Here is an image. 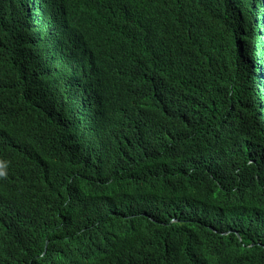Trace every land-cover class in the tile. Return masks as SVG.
I'll return each instance as SVG.
<instances>
[{
    "label": "trees",
    "instance_id": "trees-1",
    "mask_svg": "<svg viewBox=\"0 0 264 264\" xmlns=\"http://www.w3.org/2000/svg\"><path fill=\"white\" fill-rule=\"evenodd\" d=\"M1 15L19 23H0V131L20 138L3 82L36 66L60 131L68 112L92 132L0 150V194L25 215L0 213V264H264V0H0Z\"/></svg>",
    "mask_w": 264,
    "mask_h": 264
},
{
    "label": "clouds",
    "instance_id": "clouds-1",
    "mask_svg": "<svg viewBox=\"0 0 264 264\" xmlns=\"http://www.w3.org/2000/svg\"><path fill=\"white\" fill-rule=\"evenodd\" d=\"M150 11H145L143 16L139 19L144 25V22L149 17ZM0 23L8 25L10 28L15 29L18 26L19 20L14 17L0 16ZM145 26V25H144ZM148 30L151 29L145 26ZM125 50H132L129 45L128 38L124 42ZM3 82L2 87L6 88L7 94L9 88L8 83L19 85V96L12 101V109L10 112L11 121L16 131L20 134V138L14 139L0 131V150L8 154L13 151L11 156L26 155V151L31 146L42 145L46 140L52 136L62 137L65 129L73 128L75 133L81 139L88 137L92 131L84 130L76 125V120L71 114L67 112L66 119L61 120L63 131H60L58 116L55 113L53 106L47 105L44 101L38 98L39 93L44 86V74L36 66L22 68L21 70L12 72L10 76ZM34 95V98H33ZM29 98V102L23 98ZM9 98V97H8ZM61 109V108H59ZM8 143H12L8 145ZM1 160V157H0ZM14 174L12 168L0 165V186L11 178L10 175ZM10 193L0 194V213L7 215L14 219H22L25 215L16 207V200L6 201L10 197ZM20 196H24L21 194ZM31 198V196L28 194Z\"/></svg>",
    "mask_w": 264,
    "mask_h": 264
},
{
    "label": "bare ground",
    "instance_id": "bare-ground-1",
    "mask_svg": "<svg viewBox=\"0 0 264 264\" xmlns=\"http://www.w3.org/2000/svg\"><path fill=\"white\" fill-rule=\"evenodd\" d=\"M116 236V235H115Z\"/></svg>",
    "mask_w": 264,
    "mask_h": 264
}]
</instances>
